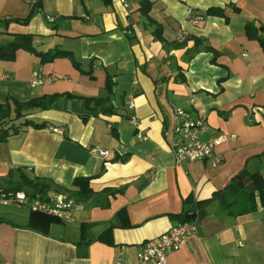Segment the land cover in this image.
Here are the masks:
<instances>
[{
	"label": "crops",
	"instance_id": "1",
	"mask_svg": "<svg viewBox=\"0 0 264 264\" xmlns=\"http://www.w3.org/2000/svg\"><path fill=\"white\" fill-rule=\"evenodd\" d=\"M149 1L150 18L162 27L165 41L203 39L217 52L216 62L208 51L187 60L193 41L166 50L135 0H0V21L25 18L33 5L42 4L28 25L10 23L6 28L0 22V45L12 40L6 32L32 34L38 51H71L83 70H93L90 78L69 59L43 64L24 50L14 61L0 60V103L56 94L77 97L63 96L49 110L30 111L27 119L45 127L22 128L0 144V184L10 173H24L52 180L56 190L72 189L76 178L94 177L105 168L90 183L97 195L75 202L73 223L41 221L27 206H0V264H115L119 256L134 260L142 244L179 224L170 215L185 206L198 209V202L210 200L244 169L249 173L244 187L264 192V52L246 34L251 24L264 41V0ZM210 9H222L224 17L208 15ZM196 16L203 20L195 23ZM34 73L56 80L33 88ZM108 75L115 113L94 116L83 97H105ZM176 108L204 115L208 130L202 140L235 138L216 147L219 166L206 161L177 165L164 136ZM117 156L128 159L114 161ZM106 189L115 193L102 195ZM81 248L84 257L78 254ZM166 264H264V206L232 218L212 201L201 214L197 235L169 253Z\"/></svg>",
	"mask_w": 264,
	"mask_h": 264
},
{
	"label": "trees",
	"instance_id": "2",
	"mask_svg": "<svg viewBox=\"0 0 264 264\" xmlns=\"http://www.w3.org/2000/svg\"><path fill=\"white\" fill-rule=\"evenodd\" d=\"M83 1V0H82ZM111 0H103L105 4L110 3ZM137 1L139 8L138 11L145 18L146 26L152 28V34L155 39L161 41L166 50L172 49H181L187 46L189 41H193L194 45L192 48L187 49V60L192 59L196 54L201 51H208L214 54V58L212 60L213 63L216 62L217 52L214 51L211 47L205 45V40L195 38V37H183L181 41L168 43L164 40L162 36V27L153 21L150 18V11L152 7V2L149 0H135ZM42 11V4L37 3L33 5L25 18H13L10 20H1L0 22L7 28L10 23H19L22 25H28L31 20ZM208 15L211 16H220L224 17V12L222 9H210L208 10ZM7 35L11 36L12 40L8 43L0 45V60L5 62L14 61L19 50H24L29 52L36 57H38L41 63H51L56 59H69L80 73L93 78L92 67L85 71L81 68L80 63L74 57V54L71 51L63 50L58 47L50 49L46 52L38 51L34 44L35 36L32 34H14L6 32ZM246 34L250 39H256L260 42V45L264 52V41L260 39L257 35V32L253 25H246ZM130 36V35H129ZM179 70V69H177ZM180 81L184 82L185 78L183 75H179ZM166 78L163 80L166 81ZM112 89H113V80L111 76H107L106 79V96L105 97H83V100L86 105V109L90 114L94 116L102 115H111L115 113V110L111 104L112 97ZM63 96L68 98H77L70 94L63 95H51V96H42L30 99L26 102H20L17 100L7 101L5 103H0V144L7 142L11 135L18 133L22 128L33 127L37 129H41L45 127L44 123H34L32 120L27 119V116L30 111L34 109L40 110H49L52 108L53 103L58 101ZM90 114L85 115L84 118H89ZM25 119L23 122L16 124L15 122L21 121ZM128 159L127 156L120 157L117 156L114 161L117 162H126ZM105 168H100L97 175L94 177H79L76 178L73 182L72 189H68L65 187H58L57 190L54 188L52 180H37L30 179L24 173H19L15 176L14 173H10L7 180L0 184V187L4 188L8 191H25L30 195H35L37 193L42 194L43 196H48L49 193H68L71 198L75 200V202H81L86 198L97 195L93 192L90 187V183L92 179L99 177ZM19 172V171H18ZM249 178V173L246 169L236 175L231 182L227 185V187L221 191L216 192L213 197L204 202H198V209H193L191 207L184 208L183 212L177 215H170V217L177 221L179 224L187 223L193 221L196 216L201 219V214L204 211L205 207L208 206L212 201H217L227 217H239L244 216L250 213L257 211L260 207L264 206V192L263 191H249L244 185V179ZM115 192L111 189H106L102 192V195L114 194ZM35 218L40 219L44 222H60L59 219L40 214V213H32Z\"/></svg>",
	"mask_w": 264,
	"mask_h": 264
},
{
	"label": "built area",
	"instance_id": "3",
	"mask_svg": "<svg viewBox=\"0 0 264 264\" xmlns=\"http://www.w3.org/2000/svg\"><path fill=\"white\" fill-rule=\"evenodd\" d=\"M124 3V0H122ZM53 22L54 17H48ZM203 20L201 16L194 18L195 23ZM56 80L53 76H43L38 73L33 74L31 86L50 83ZM190 103L195 105V98L190 99ZM130 110L135 105L130 100L127 102ZM132 124L139 127L140 124L136 117H132ZM55 133L63 135L64 131L60 128L52 129ZM208 130V125L204 115L195 109L176 108L172 123L164 129V136L169 141L170 149L175 155L177 165L189 162L206 161L211 166L217 167L221 159L215 154L217 146L231 142L235 138L220 135L208 140H202ZM142 137V135H139ZM93 153L98 152L102 156H107L108 152L92 149ZM0 206H27L34 213H40L59 219L65 223H73V211L75 200L64 193L43 196L40 193L30 195L25 191H8L0 187ZM200 218H196L187 223L178 224L165 234L155 240L142 244L136 251L134 260L119 256L115 264H166L167 255L176 252L191 238L197 235L200 227Z\"/></svg>",
	"mask_w": 264,
	"mask_h": 264
},
{
	"label": "water",
	"instance_id": "4",
	"mask_svg": "<svg viewBox=\"0 0 264 264\" xmlns=\"http://www.w3.org/2000/svg\"><path fill=\"white\" fill-rule=\"evenodd\" d=\"M78 254L80 257H84L86 255V250L81 248V249H79Z\"/></svg>",
	"mask_w": 264,
	"mask_h": 264
},
{
	"label": "rangeland",
	"instance_id": "5",
	"mask_svg": "<svg viewBox=\"0 0 264 264\" xmlns=\"http://www.w3.org/2000/svg\"><path fill=\"white\" fill-rule=\"evenodd\" d=\"M65 194V193H64ZM67 195H69L68 193H66Z\"/></svg>",
	"mask_w": 264,
	"mask_h": 264
}]
</instances>
